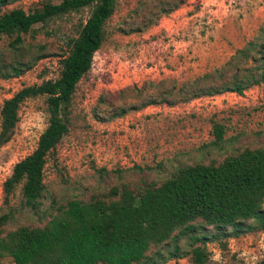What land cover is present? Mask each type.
<instances>
[{"label":"rangeland","instance_id":"rangeland-1","mask_svg":"<svg viewBox=\"0 0 264 264\" xmlns=\"http://www.w3.org/2000/svg\"><path fill=\"white\" fill-rule=\"evenodd\" d=\"M59 1L8 0L0 11ZM90 10L34 24L19 34L18 43H12L14 35H0V105L23 86L57 77L66 41ZM103 28L90 68L75 85L68 130L46 157L36 210L21 205L19 185L8 203L2 202L3 180L35 147L47 122L43 96L19 104L13 133L0 146V214L11 213L0 235L18 226H42L71 199L100 197L112 186L134 189L180 166L220 160L244 147L264 148V81L241 94L189 97L196 86L229 79L235 69L221 68L223 63L248 40L264 37V0H116ZM254 64L248 60L243 66ZM13 68L18 76H12ZM203 73L210 75L198 80ZM148 98L153 102L142 106ZM121 109L124 114L118 115ZM213 122L224 128L220 147L209 144ZM225 242L224 249L206 244V264L264 258V230ZM0 264L13 262L5 255ZM163 264L192 263L182 257Z\"/></svg>","mask_w":264,"mask_h":264},{"label":"trees","instance_id":"trees-1","mask_svg":"<svg viewBox=\"0 0 264 264\" xmlns=\"http://www.w3.org/2000/svg\"><path fill=\"white\" fill-rule=\"evenodd\" d=\"M7 1L0 0V7ZM115 1L60 0L29 11L18 7L0 11V35H14V44L34 24L84 7L91 9L75 36L67 39L66 53L58 59L57 77L23 86L1 102L0 146L12 135L24 99L43 96L48 113L35 147L13 164L2 182L5 204L19 185L21 205L30 210L39 207L46 157L68 130L75 85L102 43L103 26ZM248 60L255 63L253 67L243 66ZM223 66L235 69L229 79L194 87L190 99L224 92L241 94L263 82L264 37L235 49ZM19 73L12 69V76ZM209 75L203 73L197 79ZM152 102L148 98L142 106ZM223 132V126L213 122L209 144L220 147ZM10 214V210L0 214V227ZM257 230H264V148L244 147L220 160L180 166L134 189L112 186L100 197L71 199L42 226H18L0 235V258L6 255L13 264H163L188 257L192 264H206L208 242L224 249L227 238ZM252 264H264V258Z\"/></svg>","mask_w":264,"mask_h":264}]
</instances>
